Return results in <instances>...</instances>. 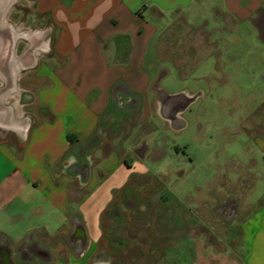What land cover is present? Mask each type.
<instances>
[{"label":"crops","instance_id":"1","mask_svg":"<svg viewBox=\"0 0 264 264\" xmlns=\"http://www.w3.org/2000/svg\"><path fill=\"white\" fill-rule=\"evenodd\" d=\"M35 4L54 31L45 59L38 62V51L0 56L8 68L31 64L13 76L24 84L7 88L0 104V264H103L101 241L119 236L122 226L110 214L117 189L135 181L144 185L139 199H153L145 194L156 189L162 199L174 198L158 174L168 155L166 170L182 163L168 132L186 128L185 113L205 90L177 94L173 82L193 74L211 92L261 91L264 124V0ZM205 10L210 20L203 19ZM176 96L188 102L181 105ZM260 134L250 137L264 146V129ZM260 156L264 166V147ZM232 199L236 214L226 220L218 210L213 219L227 222L234 245L209 252L197 237L193 264H264V191L260 199L198 201L206 215L214 203L219 209ZM204 218L189 229L206 233Z\"/></svg>","mask_w":264,"mask_h":264},{"label":"rangeland","instance_id":"2","mask_svg":"<svg viewBox=\"0 0 264 264\" xmlns=\"http://www.w3.org/2000/svg\"><path fill=\"white\" fill-rule=\"evenodd\" d=\"M6 5L5 8H0V14L3 16L8 9L10 11L7 25L0 28L2 38L0 56L5 54L19 58L26 52L35 55L38 51V62L43 61L47 55L45 50L49 49L45 44L49 38L53 39L54 34L49 26V20L35 12V0H8ZM173 15L171 14L168 19L172 23L175 20ZM192 16L188 13L187 20H194ZM203 17L210 20V11L205 10ZM16 33L19 34L18 37ZM34 61L35 58L32 64ZM19 64L20 66L8 68L7 64L2 66L0 62V88H5L0 92V104L8 91L7 88L15 83L24 84L23 80L16 82L13 76L18 74L19 77L31 64L25 62ZM162 85L164 87L165 83ZM172 85V88L179 90L177 94L185 89L193 93L201 87L205 90L204 95L199 96L185 113L188 121L186 128L181 133L168 132V142L179 147V154L176 157L181 159L182 163L166 170V163L172 158L168 155L162 162L165 167L158 174L165 182V192L170 188L174 198L162 199L160 193L162 189L160 191L156 189L145 194L153 199H139L138 193L144 190L142 188L144 185L137 186L135 181L130 183L129 187L115 191L116 201L111 207L115 206L127 215L130 213L134 220L129 223L126 218L121 226L119 239L125 244L122 247L115 242L111 243L109 238L102 239V251L108 254L112 262L193 264L198 259L197 237L204 238L209 252L215 248L227 249L234 243L231 241L228 227L225 226L227 222L221 217L217 223L213 219L217 216L216 203L213 208L205 211V215L198 199L208 200L207 203L211 205L213 204L211 199H224L228 195L236 199H260L264 191L263 157L260 156L264 146L250 137L251 134L254 137L260 136L264 129L261 122L262 111L259 107L262 92L225 90L211 92L205 82H196L193 74L173 82ZM248 149H251L252 153L247 156ZM174 151L172 150L171 154H175ZM133 160L134 163L137 161L134 157ZM157 168L159 167L155 169ZM137 172H140L139 168L134 176H138ZM118 174L116 172L113 176L116 177ZM234 177L235 182L231 179ZM232 182L236 184L232 186ZM99 194L94 195L92 199H98L96 196ZM132 195L133 199H125ZM129 200L128 204H132V207H125ZM241 210L242 206L238 210L240 214ZM200 215H205V218ZM201 217L204 218L202 225L208 230L203 234L193 233L189 226L198 224ZM103 225L106 229L110 225L108 217ZM174 225L178 226V229H175ZM184 226L186 229L182 230Z\"/></svg>","mask_w":264,"mask_h":264},{"label":"flooded vegetation","instance_id":"3","mask_svg":"<svg viewBox=\"0 0 264 264\" xmlns=\"http://www.w3.org/2000/svg\"><path fill=\"white\" fill-rule=\"evenodd\" d=\"M7 2L8 1H6V3H4V4H0V8H5L7 6L6 5ZM9 13H10V11L8 9L6 11V15L5 16H3V14H0V28L5 27L7 25V23H8L7 18H8V14ZM9 16H10V14H9ZM15 35H17V37L19 36L18 33H16ZM0 39H2V38H0ZM129 202L130 201H127L126 203H129ZM133 204L136 205V203H133ZM217 214H218V209H216V211H215V215H217ZM111 215H112V217L115 218V220L119 223V225H122L124 223V220H123L124 219V215L122 214V212L119 209H116L115 206H114V208H112ZM212 228L214 229V225H212ZM115 236H117V237H115ZM115 236L112 235V236L109 237V241L111 243L115 242L118 246H121V247L123 245H125L124 242L119 239L118 235H115ZM97 257L104 260L103 264H119V262H117V261H116L117 262L116 263V262H112L111 260H109V256H108V254L105 251L98 253Z\"/></svg>","mask_w":264,"mask_h":264},{"label":"water","instance_id":"4","mask_svg":"<svg viewBox=\"0 0 264 264\" xmlns=\"http://www.w3.org/2000/svg\"><path fill=\"white\" fill-rule=\"evenodd\" d=\"M181 105H184L188 102V99L185 100L182 96H176ZM238 202L237 200H229L224 206L220 207V213L225 217L226 220H230L237 212ZM80 229H78L79 233ZM47 254V253H46ZM10 256V255H9ZM4 264H13L10 259L5 260Z\"/></svg>","mask_w":264,"mask_h":264}]
</instances>
